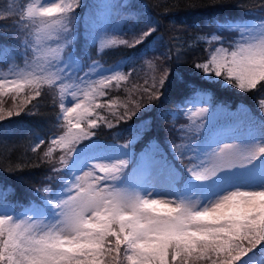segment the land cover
<instances>
[{
	"label": "snow or ice",
	"instance_id": "1",
	"mask_svg": "<svg viewBox=\"0 0 264 264\" xmlns=\"http://www.w3.org/2000/svg\"><path fill=\"white\" fill-rule=\"evenodd\" d=\"M82 7V0H24L19 8H0V35H11L5 31L11 27L22 37L12 51L0 44L7 69L0 72V121L30 111L45 89L59 109L56 131L35 133L31 146L34 153L43 147L50 174L26 202L10 199L12 188L0 190V264H264V97L261 118L250 116L245 132L228 128L193 142L187 133L205 131L209 118L207 107L196 106L207 103L202 86L179 70L170 79L160 57L144 61L153 71L146 87L126 89L124 100L107 91L125 87L133 72L124 69L158 50L154 22L137 30L142 17L130 11L135 4L110 5L115 15L135 16L137 25L124 32L131 39L92 36L98 56L135 50L106 66L74 50ZM213 23V31L198 36L208 58L194 67L243 92L264 90V15ZM173 84L193 105L176 113L188 120L181 142L171 145L181 167L161 154L138 172L130 164L131 141L96 139L101 123L115 126L97 109H108L117 122L131 119L142 107L129 99L132 91L159 100ZM101 97L109 98L100 103Z\"/></svg>",
	"mask_w": 264,
	"mask_h": 264
},
{
	"label": "trees",
	"instance_id": "2",
	"mask_svg": "<svg viewBox=\"0 0 264 264\" xmlns=\"http://www.w3.org/2000/svg\"><path fill=\"white\" fill-rule=\"evenodd\" d=\"M8 1L14 3L16 8L24 3V0H0V8H4ZM114 3L135 4L136 8L130 11L138 12L142 17L139 24L137 25L135 16L128 15L123 18L119 27L114 29L112 15L109 14V7ZM245 7L264 11V0H88V4L77 9L79 19L75 25L74 50L78 53L87 51L93 59L99 58L106 66L111 65L135 50L125 47L114 50L106 49L98 56L99 43L93 44L92 36L100 37L114 31L113 36L131 39V34L124 36L127 29L137 25V30H139L145 28L149 20L153 21L158 27V31L153 37L159 42L158 50L149 51L143 59L126 67L124 71H131L133 75L125 87L114 88V90H117L118 96L124 100L128 96L126 89L131 90L133 86L146 87L144 81L151 79L153 71L144 61L160 57L158 63L169 69L170 79H173L171 73L179 70L188 80L202 86L203 94H206V100L210 107L216 104L221 107V110L216 112L215 119L211 121V125H213L211 130L205 129L197 134L193 128L191 132L187 133L192 137L193 142L198 143V137L213 133L214 129L220 125H243L250 116L257 120L261 118V113H258L257 108H259L258 100L264 97V90H261L259 86L255 90L243 92L225 84L223 77L203 78V73L194 67V63L202 62L208 58L207 45L198 41V36L209 33L210 26L213 25V20L217 15H230L233 18L242 14ZM94 22L98 25L96 29H93ZM6 23L10 24L11 21H6ZM5 31L11 35H0V44L7 46L9 51H12V48H16L22 37L14 28L9 27ZM226 35L229 34L226 33ZM138 48L142 49L143 46H138ZM177 56L180 57L179 62ZM5 58L6 54L0 53V59ZM0 70H6V68L0 64ZM185 96L186 92L177 91L174 84L164 90V95L159 100H149L147 93L134 90L129 99H134L142 104L136 115H133L131 119L125 118L119 122L111 116L109 120L115 126L108 128L101 123L95 131L99 134L101 128H104L106 133L103 132L97 138H102L101 142L109 140L110 142L106 143L117 145L124 144L121 137L131 141L130 163L138 157L139 153L144 154L148 151L160 156L162 154L175 162L173 151L166 150L155 142L162 141L165 136L170 139L169 144L181 142V136L184 133L179 129L188 124V120L182 114L176 113L180 106L189 103ZM33 105L36 107L33 108ZM29 107L35 112L30 114L23 112L19 116H13L0 128V173L5 175L0 183L2 187L7 183L8 188L15 190L14 193L22 195L19 199L13 200L23 202L31 198L28 191L40 187L44 177L50 174L49 165L42 170L46 164L41 160L43 151L32 152L31 144L35 133L44 135L51 128L56 130L54 125L58 111V106L53 104L52 95L47 90L42 96L32 101ZM119 112H123V109H119ZM108 113H110L109 110ZM148 122H151L150 128L146 127ZM136 146L141 150H135ZM34 164L37 165L36 168H31ZM185 164H187V159H185ZM20 180H24L29 185L19 186L17 182Z\"/></svg>",
	"mask_w": 264,
	"mask_h": 264
},
{
	"label": "rangeland",
	"instance_id": "3",
	"mask_svg": "<svg viewBox=\"0 0 264 264\" xmlns=\"http://www.w3.org/2000/svg\"><path fill=\"white\" fill-rule=\"evenodd\" d=\"M8 3H12V2H10V1H8V2H6L5 3V7L7 6V4ZM85 4H88V0H84L83 1V5H85ZM15 5V4H14ZM109 14L110 15H112V23H113V25H114V29H116V28H118L119 27V24H120V22L123 20V18L124 17H126V16H128V14L127 13H122L121 15H115L114 13H113V10L109 7ZM252 10V9H251ZM104 15V14H103ZM105 16V15H104ZM98 27V25H97V23H95L94 22V26H93V29H96ZM92 29V30H93ZM113 32L114 31H110L109 33H106L105 35H102V36H100L101 38H104V37H111V36H113ZM13 40V39H12ZM12 50H13V48H12ZM19 54V53H18ZM7 70V69H6ZM6 70H0V72H3V71H6ZM47 89H45V91H46ZM107 91H109V95L110 96H112V97H115V96H118V91L117 90H114V88L113 89H109V90H107ZM108 98L109 97H101L100 99H99V101L98 102H100V103H103V102H105L106 100H108ZM5 101H6V103L4 104V107L5 108H8V107H10L11 106V98L10 97H6L5 98ZM35 101V100H34ZM193 106V105H192ZM191 106V107H192ZM196 106L197 107H200V106H203V107H207L208 109H209V118H208V122H207V124L205 125V127H207V131H209V130H211L212 129V127H213V125H208L209 124V122H211L212 120H214L215 119V117H216V112L217 111H220L221 110V107L219 106V105H214L213 107H210L209 106V104L208 103H204V104H199V103H197L196 104ZM29 109H31L30 107H29ZM258 109V113H261V109H259V108H257ZM31 112H35V110H30V112H28V111H25L24 113L25 114H27V113H31ZM97 112H99L100 113V115H102V116H105L107 119H110L111 118V114L110 113H108V109H106V108H100V109H97ZM9 119H5L4 121H0V128L3 126V123L4 122H6V121H8ZM105 127H106V125H105ZM247 128L248 127H246V126H238V127H235L234 129L236 130V134H240V133H243V132H245L246 130H247ZM56 130H54L53 132H55ZM101 132L99 133V134H97V136H99V135H101V134H103V132L104 133H106V131H105V129L104 128H101V130H100ZM221 138H223V137H221ZM96 139H98L99 141H101V139L102 138H97L96 137ZM121 141L122 142H124V144H126V143H129V140L127 139V138H125V137H121ZM169 141H170V139L167 137V136H165L163 139H162V141H156L155 143L157 144V145H159V146H163V148H165L166 150H172V147H171V145L172 144H169ZM229 142H235V141H229ZM129 148L130 149H132V146L129 144ZM135 148H137V146L135 147ZM42 151H43V147H42ZM125 151H127V150H125ZM41 152V151H40ZM145 155H142V153H139L138 154V158L137 159H135L136 161L134 162L135 164H136V167H135V170H137V171H139V168L137 167L138 165H143L145 168H147V167H154L155 166V161H159L160 160V158H161V156L160 155H157V154H146V153H144ZM153 157L155 158V160H153ZM164 157V156H163ZM165 159H167L166 157H164ZM169 162H172V163H174L173 162V160H168ZM47 163L45 164V166L42 168V170H44L46 167H47ZM36 164H34V166L33 167H31V168H36ZM47 170V169H46ZM1 174V173H0ZM43 175V172H42V174L40 175V177ZM5 178V175H3V174H1L0 175V181L1 180H3ZM41 180H42V177H41ZM18 183V185L19 186H21V187H25V186H28L29 185V183H27V182H25L24 180H20V181H18L17 182ZM4 184V183H3ZM8 187H7V183H6V185L4 186V187H2V184L0 183V190H5V189H7ZM28 193L30 194V196L32 197V194H33V190H29L28 191ZM9 196H10V199H19L22 195H19V194H16V193H10L9 194Z\"/></svg>",
	"mask_w": 264,
	"mask_h": 264
}]
</instances>
